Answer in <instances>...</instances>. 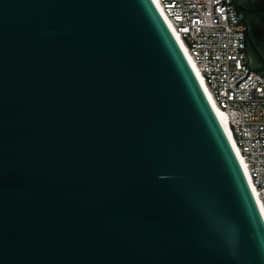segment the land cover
Masks as SVG:
<instances>
[{
	"label": "water",
	"instance_id": "1",
	"mask_svg": "<svg viewBox=\"0 0 264 264\" xmlns=\"http://www.w3.org/2000/svg\"><path fill=\"white\" fill-rule=\"evenodd\" d=\"M227 2L235 85L264 79V0ZM0 264H264L242 162L154 0H0Z\"/></svg>",
	"mask_w": 264,
	"mask_h": 264
},
{
	"label": "built area",
	"instance_id": "2",
	"mask_svg": "<svg viewBox=\"0 0 264 264\" xmlns=\"http://www.w3.org/2000/svg\"><path fill=\"white\" fill-rule=\"evenodd\" d=\"M226 115L230 134L264 211V79L248 70L243 25L224 0H158ZM218 1V2H216ZM213 2L215 12H213Z\"/></svg>",
	"mask_w": 264,
	"mask_h": 264
},
{
	"label": "bare ground",
	"instance_id": "3",
	"mask_svg": "<svg viewBox=\"0 0 264 264\" xmlns=\"http://www.w3.org/2000/svg\"><path fill=\"white\" fill-rule=\"evenodd\" d=\"M154 2H155V4H156V6L158 7V9L160 10V12H161V14L163 15V17L165 18L167 24L169 25L170 29L172 30V32H173V34L175 35L176 39L178 40L179 44L181 45V47H182L184 53L186 54L188 60L190 61V63H191V65H192V67H193V69H194V71H195V73H196V75H197V77H198V79H199V81H200V83H201V85H202V87H203V89H204V91H205V93H206V95H207V97H208L210 103L212 104L214 110L216 111V113H217V115H218V117H219V119H220V121H221V123H222V125H223V127H224V129H225V131H226V133H227V135H228V137H229V139H230L232 145H233V147H234V149L236 150V152H237V154H238V156H239V158H240V160H241V162H242L243 168H244L245 173H246V175H247V178H248V180H249V174H248L247 167H246V165H245V163H244V160H243L242 157H241V154H240V152H239L238 147H237V146L235 145V143H234V139L232 138V136H231V134H230V129H229V127L227 126L226 115H225V113L220 109V107H218V105L216 104L215 100L213 99V97H212L210 91L207 89V87H206V85H205V83H204V81H203V79H202V75L200 74L199 69H198V67H197V65H196V63H195V61H194V59L192 58V56L190 55V53H189V51H188L187 45L185 44V42L183 41V39L180 37L179 33L175 30V28H174L173 25L171 24L170 20H169V19L167 18V16L165 15V12H164V10H163V8H162L160 2H159L158 0H154ZM249 183H250V180H249ZM250 186H251V188H252L251 183H250ZM252 191H253V193H254V196H255V198H256V201H257V203H258V205H259V207H260V210H261V212H262V215H263V217H264V211H263V208H262V206H261L260 200L257 198V196H256L255 191L253 190V188H252Z\"/></svg>",
	"mask_w": 264,
	"mask_h": 264
}]
</instances>
